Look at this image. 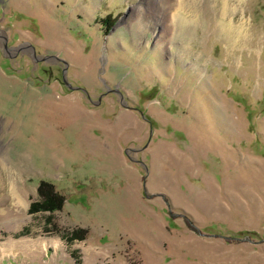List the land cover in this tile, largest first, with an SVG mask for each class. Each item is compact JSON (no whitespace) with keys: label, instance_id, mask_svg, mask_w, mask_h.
Segmentation results:
<instances>
[{"label":"rangeland","instance_id":"rangeland-1","mask_svg":"<svg viewBox=\"0 0 264 264\" xmlns=\"http://www.w3.org/2000/svg\"><path fill=\"white\" fill-rule=\"evenodd\" d=\"M0 264H264V0H0Z\"/></svg>","mask_w":264,"mask_h":264},{"label":"trees","instance_id":"trees-1","mask_svg":"<svg viewBox=\"0 0 264 264\" xmlns=\"http://www.w3.org/2000/svg\"><path fill=\"white\" fill-rule=\"evenodd\" d=\"M41 191V190H40ZM41 195H44L43 192H41ZM45 198V197H44ZM46 200V199H45ZM49 202V201H48ZM62 207V202H59V203H51V205H47V202L45 201V203H41V204H38V203H33L32 206H31V212L32 213H36L38 211H42V210H56V209H59ZM24 234V233H23ZM76 235V232L70 237L71 240L75 237Z\"/></svg>","mask_w":264,"mask_h":264}]
</instances>
